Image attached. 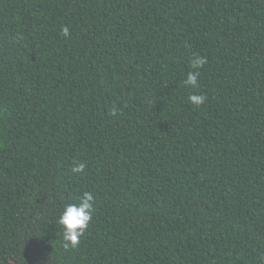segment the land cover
<instances>
[{"label": "trees", "instance_id": "obj_1", "mask_svg": "<svg viewBox=\"0 0 264 264\" xmlns=\"http://www.w3.org/2000/svg\"><path fill=\"white\" fill-rule=\"evenodd\" d=\"M0 264H264V0H0Z\"/></svg>", "mask_w": 264, "mask_h": 264}, {"label": "clouds", "instance_id": "obj_2", "mask_svg": "<svg viewBox=\"0 0 264 264\" xmlns=\"http://www.w3.org/2000/svg\"><path fill=\"white\" fill-rule=\"evenodd\" d=\"M61 34L64 37L70 35V29L68 26H63ZM207 62L206 57L196 56L193 58L191 64L193 69L201 68ZM199 71H189L186 75V79L183 81L185 86H190L195 89L198 88ZM206 95L202 93L192 92L188 100L196 105L200 106L206 100ZM117 109L114 107L112 115H116ZM86 163L77 162L72 168L74 173H82L86 168ZM94 215V197L90 192L85 191L80 197L78 202L73 204H66L63 212L61 213L58 224L62 228V237L64 241V247L76 248L81 242L85 231L91 223Z\"/></svg>", "mask_w": 264, "mask_h": 264}]
</instances>
